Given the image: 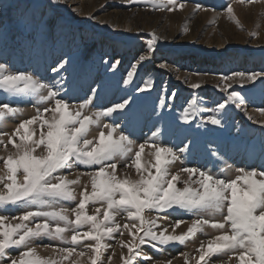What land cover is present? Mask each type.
Masks as SVG:
<instances>
[{"label": "rangeland", "instance_id": "rangeland-1", "mask_svg": "<svg viewBox=\"0 0 264 264\" xmlns=\"http://www.w3.org/2000/svg\"><path fill=\"white\" fill-rule=\"evenodd\" d=\"M176 2V9L170 11V5L158 7L166 0H155V3L152 0H0V63L14 72L33 73L49 84L59 81L61 95L72 105L93 97V90L95 109L129 99L130 104L123 113L113 114V117L119 115L118 119L106 117L104 123L120 124L137 144L150 143L152 133L158 132V142L177 152L187 145V158L177 161L172 166L173 172L181 167H197L221 178H234L238 168H261L264 166V123H261L264 115L259 110L264 109V76L242 86L238 78L235 82L222 78L237 72L264 73V0ZM181 3L185 5L183 10L178 7ZM228 5L233 7L239 24L229 18ZM64 61L67 63L60 68ZM133 66L136 69L133 79L126 83ZM148 82L151 87L140 91ZM194 83L200 87L192 88ZM226 83L232 84L227 92L221 90ZM233 90L240 92L244 101L241 108L229 103L218 114L223 120L222 127L211 124L197 127L200 116L191 124L182 120V113L193 98L202 108L214 109ZM3 102H11L23 109V113L7 119L0 132L11 135L22 120L36 115V107L30 100L12 101L0 92V103ZM95 134L94 130L92 135ZM0 155L6 153L0 151ZM86 171L89 169L80 166L69 179ZM129 172L135 178L134 170ZM84 184H89L91 190L89 178L82 177L81 184L76 186L77 199ZM64 206L71 209L76 204L65 202ZM94 207L89 206L90 213ZM25 210L0 207V215L19 216ZM149 215L160 217L157 223L161 228L167 227L169 233L175 221H185L176 228V234L185 232L196 218L184 210ZM117 219L121 224L128 222ZM205 231L207 235L197 233L186 245H141L136 264L169 261L185 264L182 254L198 257L201 242L219 234L211 228ZM129 239L125 232L108 240L110 247L103 253L104 264H123L122 257L128 252L120 246V240ZM58 244L44 238L33 246L41 257L47 258L54 257L55 253L52 248L41 245ZM9 251L12 257L18 255V250ZM0 264H8V258L0 257ZM83 264H87L86 258ZM191 264H196L195 260ZM212 264H221V258L213 257ZM231 264H236L235 259Z\"/></svg>", "mask_w": 264, "mask_h": 264}, {"label": "snow or ice", "instance_id": "snow-or-ice-1", "mask_svg": "<svg viewBox=\"0 0 264 264\" xmlns=\"http://www.w3.org/2000/svg\"><path fill=\"white\" fill-rule=\"evenodd\" d=\"M169 5L170 11L175 10L176 0H166L158 7ZM178 7L183 10L185 5ZM226 11L239 24L231 5ZM154 42L149 44L150 51ZM135 70L133 66L126 83L132 81ZM262 76L264 73L237 72L222 79L235 82L238 78L242 86ZM58 84L59 81L43 82L33 73L14 72L0 63V92L12 101L30 100L36 107V115L22 120L11 135L0 132V151L6 153L0 155V207L26 209L19 216L0 215V257H7L8 264H83L85 258L87 264H104L103 253L110 247L107 241L125 232L130 239L120 240V246L128 252L122 257L123 264H136L141 245H186L197 233L207 235V228L219 234L201 242L198 257L182 254L185 264L192 260L196 264H212L213 257L221 258V264H231L233 259L236 264H264V166L238 168L234 178H221L197 167H181L173 172L172 166L182 157L187 158V145L177 152L158 142V132L152 133L150 143L137 144L120 124L104 123L106 117L118 119L119 115L113 114L123 113L129 99L95 109L93 90V97L72 105L61 95ZM150 87L148 82L140 91ZM191 87L199 88L200 84ZM231 87V83H226L221 90L227 92ZM243 101L236 90L214 109L202 108L193 98L181 118L191 124L200 116L197 127H222L218 114L229 103L241 108ZM160 106H164L163 100ZM259 111L264 115V109ZM202 112L212 114L204 117ZM22 113L23 109L11 102L0 103V127ZM80 166L89 171L69 179ZM84 176L89 178L91 190L89 184H84L77 199L76 186ZM65 202H75L76 206L66 208ZM90 205L95 206L92 213ZM168 210H184L196 218L181 234L175 230L185 221H175L169 233L167 227L161 228L157 223L160 217L149 215ZM118 217L128 222L121 224ZM44 238L59 242L56 246L41 245L52 248L54 257H41L33 246ZM9 250H18V255L12 257Z\"/></svg>", "mask_w": 264, "mask_h": 264}]
</instances>
